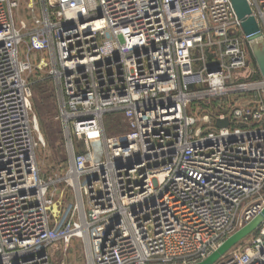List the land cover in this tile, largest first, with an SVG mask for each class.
Returning a JSON list of instances; mask_svg holds the SVG:
<instances>
[{"label":"built area","instance_id":"built-area-1","mask_svg":"<svg viewBox=\"0 0 264 264\" xmlns=\"http://www.w3.org/2000/svg\"><path fill=\"white\" fill-rule=\"evenodd\" d=\"M246 1L264 42V0ZM18 10L0 0V264H52L71 239L85 264H192L260 215L264 81H245L229 0H29L16 22ZM47 67L68 163L57 181L37 167L26 77ZM107 114L122 133H106ZM55 184L74 197L64 212ZM257 230L215 264H264V220Z\"/></svg>","mask_w":264,"mask_h":264},{"label":"rangeland","instance_id":"rangeland-1","mask_svg":"<svg viewBox=\"0 0 264 264\" xmlns=\"http://www.w3.org/2000/svg\"><path fill=\"white\" fill-rule=\"evenodd\" d=\"M18 1L19 12L15 13V21L29 20V14L25 12L26 5L29 3V0ZM244 46L247 53H250L248 44L244 43ZM23 50L24 48L20 50V55H23ZM46 61H48L47 58ZM33 64L36 65L37 61H34ZM49 70V67L40 71L33 69L26 77L27 81L31 84L32 115L36 120L38 131L43 140V146L36 152L37 167L43 179L57 181L67 170L68 163L64 149L63 133L58 119L59 104L56 88L48 77ZM245 73H251L253 76L259 74L255 63L249 66L248 59L247 70ZM235 75L239 74L237 73ZM214 104H216L214 107L219 110L225 108V104L222 102L212 100V105ZM103 122L104 129L109 135H117L122 133L124 130V125L119 115L107 114L104 117ZM54 188L61 191L64 190L61 198L59 199L61 201V210L64 212L69 205L74 204L73 194L70 190L64 188L63 185L55 184ZM237 231L238 230L234 233ZM257 233L258 230L247 235L239 243L227 251L223 255V258L230 256L234 252L236 254L242 253L247 245L255 237H257ZM225 240H223V242ZM49 252L52 256V264H85L84 248L79 240L71 239L66 248L62 244H57L55 247H51Z\"/></svg>","mask_w":264,"mask_h":264},{"label":"water","instance_id":"water-1","mask_svg":"<svg viewBox=\"0 0 264 264\" xmlns=\"http://www.w3.org/2000/svg\"><path fill=\"white\" fill-rule=\"evenodd\" d=\"M229 2L231 4V7H232L237 19L241 22L242 33L246 37L247 42H249V50H250V53L252 55L253 61H254L255 65H256V68H257V70L259 72V75H260L261 79L264 81V42L263 41L260 42V44L258 45V49L257 50H255V47H253L251 45V42L254 41L255 39H258L259 36H260L258 25H257L255 19L253 18V16L251 15V11H250V8H249L246 0H229ZM215 126L218 129L227 127L228 126V119H225V120H222V121L221 120H216L215 121ZM260 216H261V220L259 221L258 224H256L254 227L249 229L245 233V235L243 237H241L236 242H233L231 244V246H229L228 248L224 249L223 251H220L219 254L215 258H213L212 260L208 261V263H205V264H215L233 246H235L237 243H239L247 235H249L252 232L256 231L258 229L259 225L264 220V209L260 213ZM250 224H251V222L249 224H247L246 226H244L243 228L239 229L236 233H234L232 236L227 238L220 245L226 243L231 237H233L235 234H237L242 229H245ZM220 245L218 246V248L215 251H217L219 249ZM215 251H213L204 260H201V261H198V262H195V263H192V264L205 262L206 260H208L212 256L213 253H215Z\"/></svg>","mask_w":264,"mask_h":264},{"label":"bare ground","instance_id":"bare-ground-1","mask_svg":"<svg viewBox=\"0 0 264 264\" xmlns=\"http://www.w3.org/2000/svg\"><path fill=\"white\" fill-rule=\"evenodd\" d=\"M260 42H262V41L258 38V39H255L254 41H252L251 42V45L253 47H255V50H257L258 49V45L260 44ZM260 220H261V216L259 215L245 229H242L237 234H235L233 237H231L226 243L220 245L219 249L217 251H215V253H213L212 256L208 260H206L205 262H202V263H197V264H205V263H208V261H210L213 258H215L219 254L220 251H223L224 249L228 248L229 246H231V244L233 242H236L241 237H243L245 235V233L249 229H251L252 227H254L256 224H258Z\"/></svg>","mask_w":264,"mask_h":264},{"label":"trees","instance_id":"trees-1","mask_svg":"<svg viewBox=\"0 0 264 264\" xmlns=\"http://www.w3.org/2000/svg\"><path fill=\"white\" fill-rule=\"evenodd\" d=\"M247 59H248V63H249V66L252 65L254 62H253V58L252 56L250 55V53H247ZM252 73V72H251ZM251 73H245L244 74V78H245V81H258L260 80V75L257 74L256 76H253V74ZM216 104L212 105L213 107L215 106ZM221 110V109H220ZM219 110V111H220Z\"/></svg>","mask_w":264,"mask_h":264}]
</instances>
